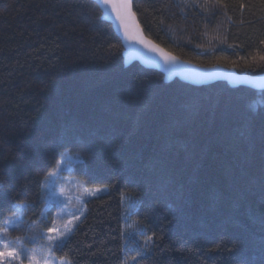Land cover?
Returning <instances> with one entry per match:
<instances>
[{
  "label": "trees",
  "instance_id": "obj_1",
  "mask_svg": "<svg viewBox=\"0 0 264 264\" xmlns=\"http://www.w3.org/2000/svg\"><path fill=\"white\" fill-rule=\"evenodd\" d=\"M133 10L183 61L264 74V0ZM123 51L91 0H0V233L43 249L59 172L100 189L60 263L264 264V90L165 83Z\"/></svg>",
  "mask_w": 264,
  "mask_h": 264
},
{
  "label": "water",
  "instance_id": "obj_2",
  "mask_svg": "<svg viewBox=\"0 0 264 264\" xmlns=\"http://www.w3.org/2000/svg\"><path fill=\"white\" fill-rule=\"evenodd\" d=\"M91 1L97 4L102 13V20L112 26L120 39L126 67L138 63L145 69L162 74L165 83H171L177 79L195 87H202L223 82L233 88L247 87L256 91L264 90V74L251 76L221 66L199 67L181 60L150 40L134 13V0H127L128 8L118 7L120 19L116 18V12L112 11L111 6L122 5L126 0H108L107 4L103 0Z\"/></svg>",
  "mask_w": 264,
  "mask_h": 264
},
{
  "label": "rangeland",
  "instance_id": "obj_3",
  "mask_svg": "<svg viewBox=\"0 0 264 264\" xmlns=\"http://www.w3.org/2000/svg\"><path fill=\"white\" fill-rule=\"evenodd\" d=\"M85 189L87 188L81 185L77 180L63 177L59 172H55L51 175L46 186V197L49 203H54L56 207V215L52 227H56L63 231L64 224L70 218L73 219L72 228L75 226L79 220L75 219V217L80 218L83 213L84 200L88 197L96 196L100 192L89 189L85 191ZM13 224L12 222L8 223L6 229H10ZM6 233L7 231L0 233V247L3 246V243H7L10 247L16 248L21 253L19 262L9 261V264H30V256H35L39 264H61L53 257L52 253L49 252V242L47 240V236L49 235L48 232L43 235L45 246L43 249L38 248L36 250L26 249L22 241L15 242L10 240L6 236L8 235ZM53 235H56V233H53Z\"/></svg>",
  "mask_w": 264,
  "mask_h": 264
},
{
  "label": "snow or ice",
  "instance_id": "obj_4",
  "mask_svg": "<svg viewBox=\"0 0 264 264\" xmlns=\"http://www.w3.org/2000/svg\"><path fill=\"white\" fill-rule=\"evenodd\" d=\"M103 2L105 4L108 3V0H103ZM112 11L116 12V18L120 19V12L117 10L118 7L119 8H128L129 5L127 3V0L124 4L122 5H115L113 4L112 6ZM125 36H127V32H125ZM262 43H264V41H262ZM173 60L175 59L174 57L172 58ZM262 60H264V56L261 57ZM59 163V162H58ZM53 173H49V175H52ZM85 191H88L87 189H85ZM95 191H100V189H96ZM23 207V206H21ZM75 219H79V217H75ZM73 225V219L70 218L66 221V223L64 224V230L61 231L60 229L56 228V227H50L48 229V233L49 235L47 236V240L49 242V252L52 251V246L55 245L57 242H61L63 241L68 234H70L73 230L72 228ZM4 231L6 232L7 229H4ZM53 233H56V235H53ZM152 237L149 236L147 237V240H151ZM139 253H137L138 255ZM21 258V253L13 247H10L7 243H3V246L0 247V264H9V261H16L19 262ZM133 259H135L136 257H132ZM29 261L30 264H39V261L35 258V256H30L29 257ZM61 264H63V261H61ZM69 264H71V262L69 261ZM126 264V262H125Z\"/></svg>",
  "mask_w": 264,
  "mask_h": 264
}]
</instances>
